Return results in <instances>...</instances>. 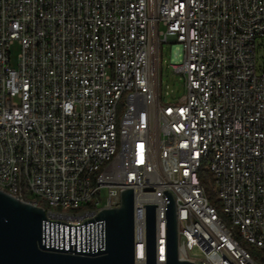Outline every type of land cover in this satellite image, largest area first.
<instances>
[{
	"label": "built area",
	"instance_id": "built-area-1",
	"mask_svg": "<svg viewBox=\"0 0 264 264\" xmlns=\"http://www.w3.org/2000/svg\"><path fill=\"white\" fill-rule=\"evenodd\" d=\"M82 10L92 21L82 20ZM257 18L264 0H0V177L48 221L70 226L120 208L121 192L133 189L142 196L136 264H146L143 206L162 205L167 190L180 261L253 264L199 196L195 159L213 150L217 196H225L236 225L253 210L244 229L252 236L259 226L261 237L252 239L264 248V25ZM165 42L172 73L185 81L178 103L160 92ZM120 106H127L125 120H118ZM92 162L104 177L87 197L84 166ZM40 198L92 207V215L71 220Z\"/></svg>",
	"mask_w": 264,
	"mask_h": 264
},
{
	"label": "water",
	"instance_id": "water-1",
	"mask_svg": "<svg viewBox=\"0 0 264 264\" xmlns=\"http://www.w3.org/2000/svg\"><path fill=\"white\" fill-rule=\"evenodd\" d=\"M146 207V264H193L178 257L173 196ZM135 198L121 192V207L100 211L80 226L48 221L45 211L0 191V264H136Z\"/></svg>",
	"mask_w": 264,
	"mask_h": 264
},
{
	"label": "bare ground",
	"instance_id": "bare-ground-1",
	"mask_svg": "<svg viewBox=\"0 0 264 264\" xmlns=\"http://www.w3.org/2000/svg\"><path fill=\"white\" fill-rule=\"evenodd\" d=\"M82 20L92 21L90 10H82ZM257 25H264V18H257ZM188 28H196V20H188ZM114 87H121V77H114ZM213 106H220V98H213ZM119 109H121V118L118 117V120H125L127 106H120ZM118 130H125V121H118ZM212 159L213 150H204V155L201 158L195 159V185L199 186V196L205 198V204H209V207L212 208V216L226 230L228 237L236 242L237 247L243 250V255L246 256V259H251L253 264H264V248L261 246V241L252 239L261 237V228L259 226H251L252 236L246 233L244 229V227H248L247 217H253V210H245V216H239L238 225H236V223H233V214H230L229 209H227L225 196H218L229 219L227 225L219 217L216 208L212 206L205 195L198 178V171L202 167L203 161H206L209 167ZM104 164H111V155H104ZM84 175L88 176V181H85V196L94 197V187L100 186V179L104 177V168H102V164H99V162H92V166H84ZM0 191L5 192L23 203L34 206V201H28L27 197H19L16 195V192L10 189V182L7 181L6 177H0ZM40 202H43L47 207H51L52 211H58V214H65V217H70L71 220H82V218H88L89 215H92V207L80 208V205L75 202L60 203L55 198H40ZM135 204H142V196H135ZM35 207L41 208L40 206ZM253 255H256V258ZM219 264H230V258H222L219 260Z\"/></svg>",
	"mask_w": 264,
	"mask_h": 264
},
{
	"label": "rangeland",
	"instance_id": "rangeland-1",
	"mask_svg": "<svg viewBox=\"0 0 264 264\" xmlns=\"http://www.w3.org/2000/svg\"><path fill=\"white\" fill-rule=\"evenodd\" d=\"M18 50L14 49L12 52V61L15 66L17 62ZM173 59V48L171 42L162 43L160 48V73H161V89L160 92L165 96V101L169 103H178L185 94V81L181 79L179 75L173 74L170 68L171 60ZM167 94V95H166ZM121 109L118 110V117L121 118ZM208 164L206 161L202 162V165ZM102 199L105 201L106 191H101ZM100 197V196H99ZM101 198V197H100ZM218 198V196H217ZM96 200V197L94 198ZM219 200V198H218ZM46 206L45 204H40ZM47 207V206H46ZM217 213L219 217L228 225L229 219L227 218L226 212L222 203L216 206Z\"/></svg>",
	"mask_w": 264,
	"mask_h": 264
},
{
	"label": "trees",
	"instance_id": "trees-1",
	"mask_svg": "<svg viewBox=\"0 0 264 264\" xmlns=\"http://www.w3.org/2000/svg\"><path fill=\"white\" fill-rule=\"evenodd\" d=\"M198 178L204 189L205 195L207 196L212 206L216 208L217 204H219V200L217 198V192L215 191L213 186V176L210 172V169L205 164L202 165V167L199 169ZM40 204L44 203L40 202ZM254 257L256 258V255Z\"/></svg>",
	"mask_w": 264,
	"mask_h": 264
}]
</instances>
